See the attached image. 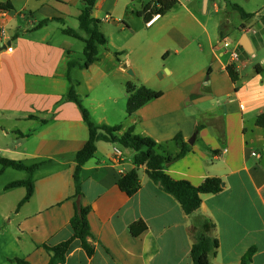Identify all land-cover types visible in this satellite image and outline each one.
<instances>
[{"label":"crops","instance_id":"0c3cea01","mask_svg":"<svg viewBox=\"0 0 264 264\" xmlns=\"http://www.w3.org/2000/svg\"><path fill=\"white\" fill-rule=\"evenodd\" d=\"M81 1L0 0V22L5 23V38L0 36V157L27 166L40 164L32 176L33 195L20 207L26 189L5 186L26 180L28 173L11 168L0 172V264H15L13 259L47 264L50 254L43 246L72 236L69 221L75 205L89 208L94 251L88 257L74 240L64 264H192L190 250L200 233L218 241L210 264H240L250 248H255L250 264H264V129L255 124L264 113V36L251 31L253 20H241L238 34L220 23L211 34L184 6L188 18L181 15L182 25L169 33L177 48L161 53L170 77L165 89L156 90L162 96L118 121L122 131L133 126L136 134L154 140L163 156L174 157L182 144L187 147L183 157L164 166L172 179L193 186L206 178L222 182L220 193L202 195L200 208L187 216L172 196L150 181L144 167L138 169L140 188L133 196L119 190L120 177L134 168V155L118 144L96 143L94 158L80 172L81 193L74 194V155L88 131L79 109L66 99L71 87L79 98L78 85L70 79L76 69L68 66L71 50L66 42H49L47 37L51 24L65 23L68 6H80L77 19ZM203 3L207 13L209 0ZM178 5L177 0L167 13ZM213 7L217 12L215 3ZM165 15L150 25L141 18L151 29ZM92 17L97 19L93 11ZM188 22L201 27L198 36L191 37ZM261 27L264 30V21ZM77 32L85 37L79 27ZM233 52L238 56L234 62ZM171 58L176 61L170 68ZM256 58L259 62L247 68ZM228 65L235 67L236 83L226 72ZM183 68L191 71L181 79L177 75ZM117 70L124 71L121 63ZM92 122L116 126L105 116ZM11 171L19 174L9 177ZM138 223L144 225L142 231Z\"/></svg>","mask_w":264,"mask_h":264},{"label":"rangeland","instance_id":"374dc122","mask_svg":"<svg viewBox=\"0 0 264 264\" xmlns=\"http://www.w3.org/2000/svg\"><path fill=\"white\" fill-rule=\"evenodd\" d=\"M95 1L97 4L95 3L93 16L100 21L99 30L106 37L107 43L99 48L100 61L94 66L80 70L79 65L85 61L84 43L61 33V29L64 28L78 31V21L75 17L79 5L77 8L68 6L64 10L68 14L65 16V23L63 25L60 23L51 24L48 29L51 35L47 37L49 42L55 39L57 44L66 42L69 46L71 51L68 61L74 64L72 67L76 68L70 74V79L72 78L75 85H78L76 88L80 102L94 122L105 116L110 123L118 125V121H123L128 117L126 114L127 82L136 88L144 86L154 91L165 89L166 82L170 77L166 76L167 71L163 68L161 53L165 48H177L169 41V33L173 28L182 25L179 22L182 16L188 18L184 6L190 8L211 34L215 32V25L218 23L222 24V27L226 26L229 33L238 34L242 19L239 12L231 7V5H237L244 12L252 14L251 31L259 33L261 37L264 36L260 19V16L264 15V0H209L207 13L203 11V0H178L179 5L176 9L167 13L151 29L145 27L143 19L138 15L141 8L149 3L148 0ZM213 3L218 7L217 12ZM33 16L38 20L43 19V16L38 13H34ZM26 17L30 18L28 12H26ZM107 17H110L111 20L104 22ZM18 23L21 26H26L25 21L21 19L18 20ZM188 23L190 24L189 30L193 34L191 37L198 36L201 33V27L194 22ZM259 59L251 60L247 68L257 64ZM175 61L171 58L168 61V67L171 68L175 65ZM119 63L124 68L122 73L117 70ZM190 71V69L183 68L177 77L182 79ZM102 72L103 76H101ZM158 72L162 75V79L158 76ZM11 172L9 177H16L19 174Z\"/></svg>","mask_w":264,"mask_h":264},{"label":"trees","instance_id":"16d2710c","mask_svg":"<svg viewBox=\"0 0 264 264\" xmlns=\"http://www.w3.org/2000/svg\"><path fill=\"white\" fill-rule=\"evenodd\" d=\"M176 5L177 0H151V2L142 8L138 15L142 17L144 21L149 22L154 16L161 17L165 15ZM94 6L95 0H83L82 8L77 17L79 30L85 34V37H82L77 31L71 28L62 30L64 34L79 39L84 43L83 54L85 61L82 65H79L81 69H88L96 63L99 60V48L107 43L106 37L99 30L100 21L92 17ZM231 7L239 12L242 20L247 21L252 18V14L244 12L241 7L237 5H231ZM261 20L264 21V15L261 16ZM73 65V63L68 64L69 68ZM226 72L232 82L236 83L238 77L235 67L233 65H228L226 67ZM126 92V114L128 117L132 116L149 102L159 99L163 94L161 91H154L144 86L136 88L130 83L126 84ZM66 99L79 109L82 122L88 131L87 141L74 155L75 168L73 172V183L74 194L76 196L81 193V169L89 160L94 158L96 143L99 141L118 144L122 148L129 149L133 152L134 168L122 175L117 182L119 190L128 197L133 196L140 188L138 177L139 167L145 168V174L150 181L162 192L172 196L180 205L183 213L187 216L192 215L200 208L202 195H214L222 191V182L218 178H206L199 186H193L185 180H174L164 172V166L166 164L176 161L186 154L188 149L184 144H182L180 152L176 156H163L157 152L159 145L149 137L136 134L133 126H129L124 131H122L123 127L121 125L96 126L90 120L88 111L82 106L72 87L69 89ZM255 124L264 129V113L256 118ZM180 139V135L175 137L176 141ZM39 165L40 164L27 166L23 162L0 157V172L7 168H11L13 170L25 171L28 173V178L26 180L10 182L5 186V189L16 187H24L26 189V194L18 204V207L29 201L32 197L34 191L32 176ZM88 212V207H78L75 205L74 214L69 221L72 236L68 240L55 246H43L44 250L50 254V259L47 264H64L66 253L74 240H78L80 242V247L84 250L86 255L91 257L94 249L89 242L91 234L87 220ZM138 224H140V231H142L145 228L144 225L142 223ZM133 234L137 235L135 232H133ZM217 248L218 241L215 238L208 237L202 233L198 234L190 250L192 264H210L209 255L216 251ZM254 251L255 248H250L242 257L240 264H250ZM12 262L15 264H29L20 259H13Z\"/></svg>","mask_w":264,"mask_h":264},{"label":"built area","instance_id":"2783aa9c","mask_svg":"<svg viewBox=\"0 0 264 264\" xmlns=\"http://www.w3.org/2000/svg\"><path fill=\"white\" fill-rule=\"evenodd\" d=\"M157 18H158V16H154L149 22H147V25L152 24ZM3 25H5V23H4V21H1L0 22V36H1V38H5V28ZM225 46L227 47V44ZM5 49L7 50V52H11V46L10 45L9 46L5 45ZM237 58H238V56L236 53H234V52L231 53V59L233 62L236 61ZM114 151L118 155V151L117 150H114ZM252 155L257 156L256 154H253V153H252Z\"/></svg>","mask_w":264,"mask_h":264},{"label":"water","instance_id":"95a60500","mask_svg":"<svg viewBox=\"0 0 264 264\" xmlns=\"http://www.w3.org/2000/svg\"><path fill=\"white\" fill-rule=\"evenodd\" d=\"M129 73H131V71H129ZM260 165L262 167H264V150H262V153H261V161H260Z\"/></svg>","mask_w":264,"mask_h":264}]
</instances>
